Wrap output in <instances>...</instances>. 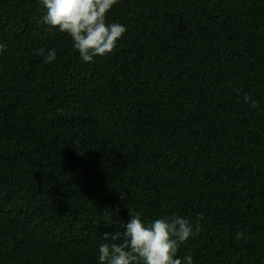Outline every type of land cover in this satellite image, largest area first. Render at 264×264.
<instances>
[{
	"label": "trees",
	"instance_id": "1",
	"mask_svg": "<svg viewBox=\"0 0 264 264\" xmlns=\"http://www.w3.org/2000/svg\"><path fill=\"white\" fill-rule=\"evenodd\" d=\"M44 13L0 0V264H99L128 210L199 223L194 264H264V0H118L90 63Z\"/></svg>",
	"mask_w": 264,
	"mask_h": 264
},
{
	"label": "clouds",
	"instance_id": "2",
	"mask_svg": "<svg viewBox=\"0 0 264 264\" xmlns=\"http://www.w3.org/2000/svg\"><path fill=\"white\" fill-rule=\"evenodd\" d=\"M118 0H39L45 10L41 24L49 31L55 30L70 37L72 45L84 62L94 57L112 53L126 28L118 22H109L107 17ZM0 44V52L5 50ZM57 59L55 49L44 57L45 63ZM256 108L258 102L249 95ZM129 219L122 222V231H105L103 242L98 246L99 264H194L191 255L178 257V250L199 223H193L179 214L163 216L145 223L139 212L128 210ZM200 219H203L202 214ZM243 233H237L241 238Z\"/></svg>",
	"mask_w": 264,
	"mask_h": 264
}]
</instances>
